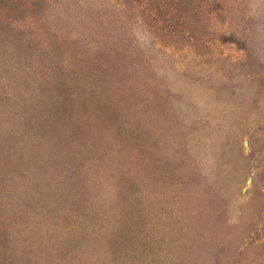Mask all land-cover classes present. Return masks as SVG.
<instances>
[{
	"label": "rangeland",
	"instance_id": "rangeland-1",
	"mask_svg": "<svg viewBox=\"0 0 264 264\" xmlns=\"http://www.w3.org/2000/svg\"><path fill=\"white\" fill-rule=\"evenodd\" d=\"M0 264H264V0H0Z\"/></svg>",
	"mask_w": 264,
	"mask_h": 264
}]
</instances>
